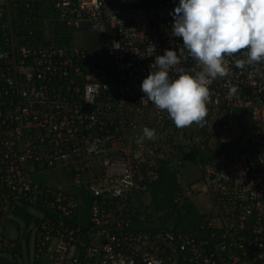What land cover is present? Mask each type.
I'll list each match as a JSON object with an SVG mask.
<instances>
[{
    "label": "built area",
    "instance_id": "built-area-1",
    "mask_svg": "<svg viewBox=\"0 0 264 264\" xmlns=\"http://www.w3.org/2000/svg\"><path fill=\"white\" fill-rule=\"evenodd\" d=\"M177 3L0 0L2 255L21 248L13 261L26 264H264V63L239 69L240 53L227 57L203 124L176 127L140 85L165 49L177 51L176 69L200 70L170 35ZM145 126L155 138L139 143ZM163 171L179 187L166 207L153 195ZM198 200L200 221L178 228Z\"/></svg>",
    "mask_w": 264,
    "mask_h": 264
},
{
    "label": "clouds",
    "instance_id": "clouds-1",
    "mask_svg": "<svg viewBox=\"0 0 264 264\" xmlns=\"http://www.w3.org/2000/svg\"><path fill=\"white\" fill-rule=\"evenodd\" d=\"M170 15V35L182 38L200 70L192 74L176 69L181 63L177 51L165 49L153 62L158 70L150 71L140 89L145 103L166 111L176 127L202 125L209 85L228 73L227 57L240 53V58L234 59L239 69L264 63V0H178ZM173 70L175 76L170 75ZM236 92L237 87L232 86L228 95ZM154 138L155 130L145 126L138 142ZM195 209L199 214V208Z\"/></svg>",
    "mask_w": 264,
    "mask_h": 264
},
{
    "label": "trees",
    "instance_id": "trees-1",
    "mask_svg": "<svg viewBox=\"0 0 264 264\" xmlns=\"http://www.w3.org/2000/svg\"><path fill=\"white\" fill-rule=\"evenodd\" d=\"M177 189H178V186L175 181V178L169 172L163 171L160 181L157 183L156 187L153 189V195H154L156 204L160 207H166L167 204H169V202L173 198L174 193L176 192ZM159 194H162V198H158ZM185 208H186L185 215L179 219L180 221L178 220L179 223L177 224V226L182 229H190L197 225L201 217L192 204H186ZM16 215L20 219L25 220L26 223L31 222V217L26 212L18 210ZM184 221H186L185 225H183ZM16 256L21 257V260L23 259L22 258L23 251L21 250V248H17L16 250L9 252L7 257L0 259V264L1 262H4L3 264H26L25 260L22 263L14 262L13 259Z\"/></svg>",
    "mask_w": 264,
    "mask_h": 264
},
{
    "label": "rangeland",
    "instance_id": "rangeland-1",
    "mask_svg": "<svg viewBox=\"0 0 264 264\" xmlns=\"http://www.w3.org/2000/svg\"><path fill=\"white\" fill-rule=\"evenodd\" d=\"M45 179H47V173L46 172L40 173L38 176L34 177V180L37 183H39L40 185H45ZM197 203H198V206H199L198 211H199V214L201 216V215H203V212H205L206 207L204 206V203L201 200H198ZM179 221L177 222V224L179 223ZM185 223H186V221L183 222V225H185ZM7 232H8L9 237H11V238H16L17 237V232H16V230H14V228L8 229ZM5 257L6 256H4V255H2L0 253V259H3ZM3 263L4 262H1V264H3Z\"/></svg>",
    "mask_w": 264,
    "mask_h": 264
}]
</instances>
